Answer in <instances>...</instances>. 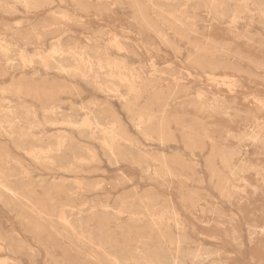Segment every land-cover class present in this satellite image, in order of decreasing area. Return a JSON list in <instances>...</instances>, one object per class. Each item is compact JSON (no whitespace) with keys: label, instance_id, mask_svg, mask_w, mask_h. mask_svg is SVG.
Here are the masks:
<instances>
[{"label":"rangeland","instance_id":"obj_1","mask_svg":"<svg viewBox=\"0 0 264 264\" xmlns=\"http://www.w3.org/2000/svg\"><path fill=\"white\" fill-rule=\"evenodd\" d=\"M0 264H264V0H0Z\"/></svg>","mask_w":264,"mask_h":264}]
</instances>
